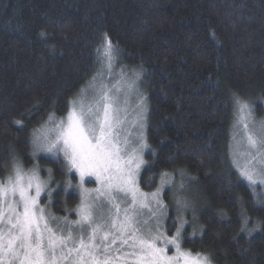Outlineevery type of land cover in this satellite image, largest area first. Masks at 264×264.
Here are the masks:
<instances>
[{
    "label": "trees",
    "instance_id": "trees-1",
    "mask_svg": "<svg viewBox=\"0 0 264 264\" xmlns=\"http://www.w3.org/2000/svg\"><path fill=\"white\" fill-rule=\"evenodd\" d=\"M104 33L123 53L117 67L143 71L149 148L141 188L155 191L161 173L184 170L195 179L181 193L192 205L183 247L212 264H264V190L240 178L230 154L233 94L264 120V0H0V163L11 145L32 167V129L52 112L66 115V101L98 67ZM21 119L27 128L13 123ZM35 162L67 179L44 153ZM78 204L69 189L53 196L50 211L74 220L68 210Z\"/></svg>",
    "mask_w": 264,
    "mask_h": 264
},
{
    "label": "snow or ice",
    "instance_id": "snow-or-ice-1",
    "mask_svg": "<svg viewBox=\"0 0 264 264\" xmlns=\"http://www.w3.org/2000/svg\"><path fill=\"white\" fill-rule=\"evenodd\" d=\"M122 56L104 33L96 49L98 67L77 96L66 101V115L52 112L32 129L27 141L31 168L7 146L8 156L0 163V170L7 172L0 179V264H212L211 255L183 247L189 225L185 213L192 205L181 193L186 181L195 178L175 169L160 174L155 191L145 192L140 186L149 148L144 135L147 97L138 87L142 70L126 65L117 70ZM232 105L233 164L249 185L264 186V120L257 122L251 102L236 94ZM13 123L27 128L23 119ZM133 130H138L136 135ZM41 153L62 164L59 174L66 180L58 182L52 169L40 168L35 161ZM177 172L178 184L173 183ZM76 178L79 182L73 186ZM89 180L95 188L85 186ZM166 186L173 196L174 217L164 202ZM69 189L78 191L80 198L77 208L68 210L74 211V220L50 211L53 196ZM42 198L48 204H42ZM241 223L248 224L243 213ZM244 226L241 232L248 235L255 230Z\"/></svg>",
    "mask_w": 264,
    "mask_h": 264
},
{
    "label": "rangeland",
    "instance_id": "rangeland-1",
    "mask_svg": "<svg viewBox=\"0 0 264 264\" xmlns=\"http://www.w3.org/2000/svg\"><path fill=\"white\" fill-rule=\"evenodd\" d=\"M117 70H119V67H117ZM139 92L140 93H142L145 97H146V93L143 91V89H142V87L140 86V84H139ZM134 102V101H133ZM147 115H148V106H147V113H146V121H145V128H144V135H145V137H146V142H147V136H146V123H147ZM131 117H130V122H131ZM254 119L257 121V122H259V121H262L261 120V118H259L257 115H255L254 114ZM234 121H235V117H234V120H233V125H234ZM137 132H138V130H133V133H134V135H136L137 134ZM233 132H234V128H233V126H232V136H233ZM239 139V138H238ZM231 145H233L234 147H235V145H236V141H233V139H232V144ZM147 151V149L145 150V152ZM239 151H240V153H241V155H240V164L241 165H243L244 163H245V158L243 157V149H239ZM144 152V153H145ZM45 154V153H44ZM46 155V157L47 158H49V159H53L54 160V158L51 156V154H45ZM231 159H232V162H233V157H232V155H231ZM145 160V159H144ZM40 168L42 169V170H45L44 168L45 167H43V166H40ZM236 168V167H235ZM237 169V168H236ZM143 170V169H142ZM142 170H141V172H142ZM238 171V170H237ZM44 171H42L41 172V175H42V177H43V173ZM238 173H239V171H238ZM244 180V179H243ZM76 182H75V185L79 182L78 181V178H76V180H75ZM246 183H248L246 180H244ZM173 183H179V181H177V182H175L174 180H173ZM249 184V183H248ZM87 188H89V189H92V188H95L96 187V183L94 182V180H89L87 183H86V185H85ZM141 186V185H140ZM253 187H263V190H264V186H262V185H260V184H256V185H252ZM168 189V186H166L165 187V189ZM187 191V189H185L183 192L185 193ZM190 191V190H189ZM76 192V194H78L79 195V193H78V191H75ZM43 198H42V204H48V201L45 199V202L46 203H43ZM79 203H80V198H79ZM190 209H192V207L190 208ZM171 254V253H170Z\"/></svg>",
    "mask_w": 264,
    "mask_h": 264
}]
</instances>
